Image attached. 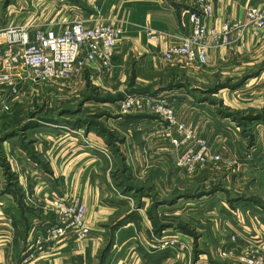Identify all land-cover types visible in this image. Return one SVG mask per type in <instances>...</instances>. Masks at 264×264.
Returning <instances> with one entry per match:
<instances>
[{"label": "crops", "instance_id": "1", "mask_svg": "<svg viewBox=\"0 0 264 264\" xmlns=\"http://www.w3.org/2000/svg\"><path fill=\"white\" fill-rule=\"evenodd\" d=\"M208 1L214 5L209 30L221 31L228 19L246 21L250 4L264 9V0ZM34 2L35 8L40 5L37 13L28 11L29 3L16 7L0 0V28L27 23L44 28L55 23L62 28L79 16L119 24L124 34L109 62L88 63L77 75L86 87L93 86L101 94V98L85 99L83 110L89 114L93 109L105 110L101 127L79 130L87 144L67 130L43 126L38 130L41 141L34 147L37 154H45L42 162L28 157L30 145L24 141L7 139L15 131L1 132L0 264H19L35 248V225L43 235L55 219L51 201L66 193L89 198L86 226L90 236L37 246V264L71 259L84 264H238L236 252L225 258L219 255V248L228 245L236 251L233 239L245 243V232H264V223L253 224L254 218L248 214L245 218L250 221L239 224L238 212L228 199L214 196L216 193L191 196L181 190L180 196H173L171 187L173 191L176 179L181 181L185 173L177 164V149L171 142L177 131L149 109L123 113L121 104L136 93L164 94L174 106L178 124L190 125L210 139L213 136L219 145L223 129L218 125L230 119L219 107L242 110L237 106L239 100L230 94L239 93L241 87L258 88L264 79V34H256L254 26H248L243 37L233 35L229 46L210 48L205 64L167 60L163 50L179 44L191 31L186 14L189 0H68L74 11L69 16L63 14V4L58 10L53 1ZM150 30L157 33V39L150 38ZM100 149L113 151L114 159ZM10 157L20 158L12 167L21 173L12 180L5 170ZM119 163L124 186L135 192L133 196L117 195L111 188L112 168ZM224 208L230 217L222 226ZM196 221L202 224L196 226Z\"/></svg>", "mask_w": 264, "mask_h": 264}, {"label": "built area", "instance_id": "2", "mask_svg": "<svg viewBox=\"0 0 264 264\" xmlns=\"http://www.w3.org/2000/svg\"><path fill=\"white\" fill-rule=\"evenodd\" d=\"M186 14L192 25L191 31L182 37L179 44L163 50L167 60L179 58L205 64L210 48L229 46L233 42V35L243 37L248 26H254L256 34H264V9L256 4L247 7L246 21L228 19L221 31L216 28L209 30L208 21L214 17V5L208 0H189ZM123 34L121 25L98 17L71 21L62 28L55 23L46 28L33 23L1 27L0 90H4V86H9V89L2 93L0 104L9 109L20 81L30 76L39 81L67 80L79 75L88 63L109 62ZM148 35L152 39L158 37L151 30ZM143 109L155 112L177 131L172 135L171 142L177 149V164L187 172H194L198 167L221 159V154L212 149L205 136L190 125L177 123L174 106L164 94L136 93L122 100L123 113ZM50 205L55 219L47 224L43 235L35 225V248L49 242L56 244L62 238L82 241L90 236L86 226L90 212L89 198L66 193L53 199ZM35 248L25 254L19 264H37ZM243 261L247 264H264V258L258 257H243ZM52 264L84 263L71 259Z\"/></svg>", "mask_w": 264, "mask_h": 264}, {"label": "rangeland", "instance_id": "3", "mask_svg": "<svg viewBox=\"0 0 264 264\" xmlns=\"http://www.w3.org/2000/svg\"><path fill=\"white\" fill-rule=\"evenodd\" d=\"M2 1L6 5L11 3L16 7H19L20 4L27 5L29 3L28 11L31 13L35 11L37 13L40 10V5L39 8H35L37 3L34 1H40L41 4L53 1L58 10L61 4L64 5L61 8L64 15L69 16L74 12L69 7L68 0ZM78 19L83 20L86 18L76 16L73 21ZM70 22L68 21L64 25L66 26ZM79 80H82V77L74 76L67 80L39 81L30 76L20 81L18 92L10 103L9 109L2 107L0 104V134L15 131L7 139H15L18 143L24 141L25 144L30 145L28 157L42 162L46 158L45 154H37L34 152V147L38 144L37 142L41 141L38 130L43 126L54 125L55 127L52 126L51 128L63 132L67 130L70 134L79 136L82 142L87 144L85 135L79 130H85L86 127H101L106 118H103L102 113L105 112L102 109L103 107L99 110L93 109V114H89L87 109L83 110L85 99L91 97L101 98V94L93 86L86 87L85 83ZM76 81H79L84 87L80 88V84H77ZM259 82L261 83L258 88H255V86L241 87L239 93L232 92L230 94L231 98L235 97L239 100L237 106L242 107V110L231 112L228 108L219 107L226 115H230V119L221 121L222 125H218L220 129H223V137L219 145L218 140L215 141L212 138L213 136H210V139L205 135L214 151L219 148L218 152L221 154V159L209 162L204 168L202 167L203 169L199 167L198 169H201L199 173L196 172L198 169L194 172L184 170L183 172L186 173H183L182 178L184 179L181 181L176 179L177 184L174 186L173 191V186L171 187L173 196H180L181 190L191 196H209L212 193H216L214 196H223V198L228 199L229 205L236 210L234 211L238 212L237 222L241 225L250 221L245 218L248 214L253 216L251 217L255 221L253 224L264 223V79ZM8 89L9 86H4V90H0V97ZM207 96L212 98L209 95ZM42 139L46 140L43 137ZM100 152L110 159L111 157L114 159L115 154L113 151L100 149ZM119 156L120 154L117 153L116 158L119 159ZM16 158L12 159L10 157V161L5 166L10 180L21 173L20 170L15 171L12 167V164L16 162L15 160L20 159ZM6 161L3 160V162ZM119 167L120 163L116 166V169H114L115 166L112 168L114 188H111L117 195L123 193L122 196H133L132 193L135 192L128 191V188L124 186L125 181L122 179L121 170H118ZM227 217H230V211L224 208L219 224L225 226L224 219H227ZM199 218L201 222L205 223L204 218ZM233 219L235 222L234 215ZM200 221H196V226L202 224ZM244 236L247 240L243 244L237 242L238 239L236 241V238L233 239L236 251H233V248H228V245H223L219 248V255L228 258L232 254L235 255L236 252L238 258L235 261L238 264H247L243 261V257L264 258V232L260 231L257 234L249 232L247 235L245 232Z\"/></svg>", "mask_w": 264, "mask_h": 264}]
</instances>
